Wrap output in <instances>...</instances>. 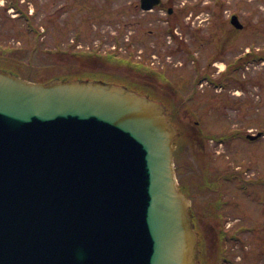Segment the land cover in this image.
I'll list each match as a JSON object with an SVG mask.
<instances>
[{"label":"water","instance_id":"95a60500","mask_svg":"<svg viewBox=\"0 0 264 264\" xmlns=\"http://www.w3.org/2000/svg\"><path fill=\"white\" fill-rule=\"evenodd\" d=\"M177 135L123 85L0 69V264H198Z\"/></svg>","mask_w":264,"mask_h":264},{"label":"rangeland","instance_id":"374dc122","mask_svg":"<svg viewBox=\"0 0 264 264\" xmlns=\"http://www.w3.org/2000/svg\"><path fill=\"white\" fill-rule=\"evenodd\" d=\"M4 1L0 0V44L4 45L2 47H6L5 45H9L12 48L16 47L18 50L12 54L14 58L11 60L0 57V63H12V65L22 70L24 77L36 81H47L57 75L82 72V67L88 66L77 65L89 61L90 58L77 59L71 49H97L101 46L99 45L100 42H104V45H102L103 49L113 50L111 40L108 37L98 38L95 36L99 31H108L111 26L107 22L100 24V22H103L100 20L104 18L101 17L102 15L99 14L101 12L97 11L96 8L92 10L89 7L91 0H19L24 14L32 11L31 18L22 15L21 20L15 18V12L6 9L2 5ZM95 1L100 5L106 0ZM190 1L200 2L201 0ZM238 1L242 2L240 19L243 24L245 23L249 28L252 21L258 20V22L264 23V21H261L260 14L254 15L252 13L257 8L258 0L255 2L253 0ZM262 4L261 2L259 6ZM80 6H84V8ZM263 7L260 6L262 9ZM251 8L252 11H250ZM225 10L227 15L231 10L233 11V8H225ZM199 11L202 12V10ZM263 17L264 15H262ZM36 27L40 30L36 31ZM142 27L145 30L149 29L147 25ZM43 31L45 32L43 33ZM39 33L42 34L38 38ZM142 39L147 40L146 44L154 41L152 37ZM250 42L258 43V46L264 45V34L260 32L259 27L248 29L241 33L230 44L232 46L231 49H233L235 55L240 54L243 52V48L241 50L235 49V46L240 44L247 45ZM35 44H38V46H34ZM127 50L122 46L121 53L125 54L124 51ZM141 56L144 60V55L141 54ZM179 56L181 58L173 57V62L179 60L186 65L192 66V63L187 60L188 58L185 55ZM201 56L203 61L219 57L210 58V54L204 57V53ZM15 58L19 59V62ZM94 59L96 58L94 57ZM242 64H237L239 67L237 73L225 74V76H232L228 82L230 85L222 90L216 85H196L197 88L195 85H189L196 68L191 69L190 66L174 68L169 65L168 68L170 69L163 71L165 78L171 84L169 86L181 96L180 101H176L180 114L194 119L199 116L198 119L204 134L224 133L225 131L229 134L236 131L244 135V133L255 134L256 130L264 132V67L260 64L252 67L249 64L243 68ZM153 65L159 68L157 63ZM196 65L199 66L198 76L201 73H209L217 79L221 78L222 74L213 66L208 68L206 65V68H204L205 65L200 60L197 61ZM108 68L111 69V67ZM221 68L222 66H219V69ZM118 73L121 75L123 70ZM192 87L193 89L191 90ZM193 91H197L200 96L198 95L192 101L187 102L190 93ZM190 117L191 122L192 119ZM213 145L216 146L215 151L217 153L220 147L217 143H213ZM225 147L227 157L224 160L222 159L221 165L234 167L236 165L235 162H238V164L241 162L240 164L246 172L244 174L245 179L249 181L252 179L256 184L264 182V136L256 141L235 138L228 145L226 144ZM191 152V147L183 146V150L180 153L181 158L187 157L190 161H193ZM183 158L180 159L181 167L182 162L185 166L187 165V161ZM195 171L197 169L194 166L191 174H194ZM194 179L197 178L194 177ZM228 185L224 183L225 189L228 188ZM234 188L236 189L234 190L235 192H226L224 194V197L229 202H232L230 206L225 208V211L228 212V214L225 213L228 219L227 225L231 226L229 228L231 232L229 233L235 234L246 243V248L242 249V251H248L247 249H249L248 253L242 254L243 260L234 264H264V186H256L254 194L238 191L237 186H234ZM202 199L204 197L198 196V203ZM235 218L239 221H236L237 219ZM248 226L253 229L242 231L236 229H248ZM207 231V240L209 242H217V230L207 229ZM257 242H262V244L256 247L255 244ZM251 243H255L254 245L252 244L254 249H250L252 247ZM240 245H244V243ZM261 246L262 248H260ZM235 251L241 253L239 249H235Z\"/></svg>","mask_w":264,"mask_h":264},{"label":"flooded vegetation","instance_id":"af4514ba","mask_svg":"<svg viewBox=\"0 0 264 264\" xmlns=\"http://www.w3.org/2000/svg\"><path fill=\"white\" fill-rule=\"evenodd\" d=\"M226 3L230 4V2H224V0H203L198 4L190 0H161L160 4H156L155 0H144V3L141 0H110L106 8L110 9V15L119 20L120 25H123L121 29L123 33H126V28L130 29V39L147 41L145 39L141 40V38L152 37L154 41L151 42L157 44L169 40L171 43H174V54H184L186 52L185 48L187 50H194L197 47L204 48V57L207 54L211 55L210 58L219 56L218 58H213L214 61L222 59L227 70L235 64V60L238 58L236 57L233 60L231 54L232 46L230 44L237 39L241 30H237L233 26V21L230 17H226ZM143 6H151L152 8L150 10H143ZM202 7L208 11L203 29L199 25L195 27L194 22L186 21V19L189 20V17L185 16L186 11L199 10ZM255 22L256 24L253 28L259 27L258 20ZM143 25H147L149 29L145 30L142 27ZM262 34H264V31ZM255 50L258 49L255 48ZM261 55L264 56V52ZM214 61L204 60V64L206 63L208 66H211L214 64ZM174 117H177L179 121L183 120V117L178 116L176 112L174 113ZM185 125L183 126V136L185 139L187 137L191 141V143H187L191 147V155L194 160L192 163H188V168L187 170H183V174L192 173L194 164L199 165L201 160L206 161V169H209L211 162L216 160V156L220 160L222 159V154L226 152L225 146L222 143L223 140L219 144L220 149L216 155L214 153L216 152V146L209 144L210 140L205 142L201 138L202 134L197 133L195 127H192L189 123ZM220 171L221 175L225 174V167H222ZM198 224L204 235L202 254L206 261L205 264H214V261L219 262L215 264H234L243 260V253H248L249 249H247L248 251H242V249L246 248L245 242L240 243H244V245H240L238 242L225 241L218 243L207 240L205 237V234L208 232L207 229L214 230L217 228L219 231L223 229V226L206 225L201 221V217H199ZM230 227V225L224 227L226 232H231L229 230ZM252 244L254 245L255 243H251L252 247L250 249H254ZM261 244L262 242H257L255 246L257 247ZM235 249L241 250V253H237ZM221 255L222 257H219Z\"/></svg>","mask_w":264,"mask_h":264}]
</instances>
